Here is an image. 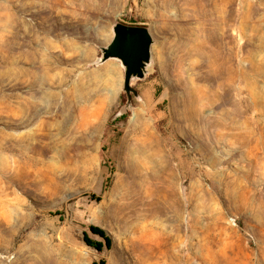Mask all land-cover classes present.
I'll return each instance as SVG.
<instances>
[{
  "label": "rangeland",
  "instance_id": "374dc122",
  "mask_svg": "<svg viewBox=\"0 0 264 264\" xmlns=\"http://www.w3.org/2000/svg\"><path fill=\"white\" fill-rule=\"evenodd\" d=\"M0 264H264V0H0Z\"/></svg>",
  "mask_w": 264,
  "mask_h": 264
},
{
  "label": "water",
  "instance_id": "95a60500",
  "mask_svg": "<svg viewBox=\"0 0 264 264\" xmlns=\"http://www.w3.org/2000/svg\"><path fill=\"white\" fill-rule=\"evenodd\" d=\"M153 44V37L146 26L117 22L113 26V37L110 43L100 49L101 56L96 65L117 60L124 68L122 89L127 97V110L132 108L133 98H139L138 91L131 84L133 80L145 78L152 62Z\"/></svg>",
  "mask_w": 264,
  "mask_h": 264
},
{
  "label": "trees",
  "instance_id": "16d2710c",
  "mask_svg": "<svg viewBox=\"0 0 264 264\" xmlns=\"http://www.w3.org/2000/svg\"><path fill=\"white\" fill-rule=\"evenodd\" d=\"M91 230L97 234L103 235V232L97 228H92ZM96 247L98 250H100V248H101V246H98V245Z\"/></svg>",
  "mask_w": 264,
  "mask_h": 264
}]
</instances>
